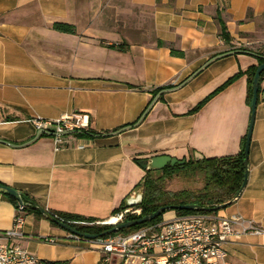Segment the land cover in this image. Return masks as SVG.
I'll use <instances>...</instances> for the list:
<instances>
[{"label":"crops","instance_id":"obj_1","mask_svg":"<svg viewBox=\"0 0 264 264\" xmlns=\"http://www.w3.org/2000/svg\"><path fill=\"white\" fill-rule=\"evenodd\" d=\"M56 22L75 34L53 30ZM120 44L123 51L108 47ZM239 46L264 55V0H0V182L46 211L103 221L137 190L144 171L135 160L237 154L250 119L244 76L187 112L256 63L230 52ZM164 85L173 88L157 100L150 91ZM72 113H86L96 132L136 124L94 139L67 134L57 150L51 135L36 137L34 119ZM247 166L240 196L215 215L241 216L264 231L262 99ZM15 212L0 195V243ZM22 232L21 246L43 264L99 263L96 247L44 217L25 214ZM224 248L225 264H264V232L230 237Z\"/></svg>","mask_w":264,"mask_h":264},{"label":"built area","instance_id":"obj_2","mask_svg":"<svg viewBox=\"0 0 264 264\" xmlns=\"http://www.w3.org/2000/svg\"><path fill=\"white\" fill-rule=\"evenodd\" d=\"M33 122L38 131L52 136L56 150L64 144V135L89 126L86 113L63 115L51 121L34 119ZM139 213L138 208L125 207L94 224L110 227L124 222L127 215ZM23 222V206L19 205L11 227L1 233L0 264H43L20 244L24 238ZM263 232L253 221L241 216L226 218L215 214H190L93 240L70 236L96 247L100 253L98 264H225L224 245L230 237L261 235Z\"/></svg>","mask_w":264,"mask_h":264},{"label":"trees","instance_id":"obj_3","mask_svg":"<svg viewBox=\"0 0 264 264\" xmlns=\"http://www.w3.org/2000/svg\"><path fill=\"white\" fill-rule=\"evenodd\" d=\"M217 21L220 24L219 37L225 43L230 42V36L226 30L225 24L222 22L220 17H217ZM53 30L66 34H75V28L72 25L66 23L56 22L52 25ZM110 48H115L118 51L124 50V45H109ZM231 53H254L256 63L250 65L244 71H238L236 74L228 78L224 83L218 86L214 91L207 95L204 99L199 101L194 105L187 114H195L198 112L213 96L223 91L238 78L244 76L246 79V98L245 101L248 106H250L252 98V80L255 70L258 65L264 64V55L260 52H252L250 49L244 46L232 47L230 49ZM170 54L175 57H184L183 52L170 49ZM264 82V70L259 76L258 85V99L257 103L261 99V94L264 89L261 84ZM128 87H134L128 85ZM173 88L171 85H164L152 89L150 93L152 96H157V100H162L163 92ZM136 121L133 123L125 124L114 128L111 131L96 132L88 128L75 131L73 136L76 138L94 139L103 134L116 133L121 129L127 127H133ZM245 137L241 140V145L237 154L232 156L224 157H202L200 160H195L194 157H189L184 160L182 166L175 165L174 167L166 166L161 171H144V176L138 186L142 187V200L141 203L135 208L140 209L139 215H127L124 219L125 221H131L141 218L161 206H179L185 204H196L203 209L212 208L220 204L230 201L234 195L238 192L244 177V144ZM138 160H135L137 162ZM184 175V176H199L202 178L203 186L197 190H186L181 189L178 191H168L165 189V182L170 180L173 176ZM1 185H5L0 182ZM3 198L11 202L15 209H18L19 205L23 206V213L32 214L37 218H42L43 216L37 210V205L31 198H29L25 193H20L21 204L18 203L16 199L10 196L0 194ZM40 207V206H39ZM125 208L124 201L119 205V207L113 209L112 214ZM219 211V210H218ZM215 212H208L207 210H168L156 217L152 221H148L139 225L128 227L122 229L113 234L129 233L140 228L159 223L163 220L164 214L167 212H174L176 216L190 215V214H216ZM56 220L64 223L70 228L84 234H100L104 230L108 229L106 225H96L94 222L96 219L91 217H84L81 215H76L72 213L65 212H53L48 211ZM56 225L55 223H52Z\"/></svg>","mask_w":264,"mask_h":264},{"label":"water","instance_id":"obj_4","mask_svg":"<svg viewBox=\"0 0 264 264\" xmlns=\"http://www.w3.org/2000/svg\"><path fill=\"white\" fill-rule=\"evenodd\" d=\"M247 54L253 55L255 57L257 56L254 53H247ZM216 57H214V58H216ZM209 61L210 60L206 61L197 71L202 69L207 63H209ZM263 70H264V64L258 65L256 70H255L254 76H253L252 98H251V102H250V119H249V125H248V129H247V133H246V137H245V144H244V160H243L244 177H243V181L241 183V186H240L238 192L234 195V197L230 201L223 203V204H220L218 206L212 207V208H208V209H203L196 204H185V205H179V206H161L158 209H156L155 211H153V212H151V213H149V214H147L141 218L131 220V221H125V222L110 226L108 229L104 230L100 234L80 233V232L70 228L69 226L65 225L64 223L56 220L44 208L38 206L37 210L39 211V213L44 218H46L47 220H49L52 223H55L58 227L67 231L68 233H70L72 235H76V236L84 238V239H87V240H93V239H97L99 237H103V236H107V235L116 233V232H118L122 229L128 228V227H132V226L139 225V224H142V223H145L148 221H152L156 217H158L159 215H161L162 213H164L165 211H168V210H190V211H192V210H207L208 212H215V211L226 208L227 206L234 203L238 199V197L240 196L243 188L245 187L246 181H247V173H248L247 156H248V151H249L251 131H252L254 117H255V109H256L257 99H258L259 76ZM197 71H195L194 73H196ZM261 99L264 100V91L261 94ZM43 133H44L43 131H38L36 134V137L39 134H43ZM193 157L195 160H200L202 158V156L197 154V153H195L193 155ZM184 162H185L184 160H178L176 158L169 157L167 155H158V156H153L149 159H139L136 163L143 171L149 170V171L155 172V171H161L166 166H169V167H174L175 165L182 166L184 164ZM141 184H142V182H141ZM0 194L13 197L14 199H16L18 201L19 204H21L20 193L17 190H15V189L7 186V185H1L0 184ZM141 200H142V187L138 186L137 190L134 191L132 195H130L129 197H127L125 199L124 205H125V207H136L141 203Z\"/></svg>","mask_w":264,"mask_h":264},{"label":"rangeland","instance_id":"obj_5","mask_svg":"<svg viewBox=\"0 0 264 264\" xmlns=\"http://www.w3.org/2000/svg\"><path fill=\"white\" fill-rule=\"evenodd\" d=\"M203 186L202 178L199 176H173L165 182V189L168 191H178L181 189L197 190ZM114 215V214H113Z\"/></svg>","mask_w":264,"mask_h":264},{"label":"bare ground","instance_id":"obj_6","mask_svg":"<svg viewBox=\"0 0 264 264\" xmlns=\"http://www.w3.org/2000/svg\"><path fill=\"white\" fill-rule=\"evenodd\" d=\"M115 220L113 219V222H114Z\"/></svg>","mask_w":264,"mask_h":264}]
</instances>
